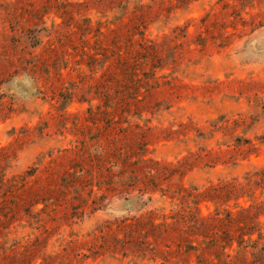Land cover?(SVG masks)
Wrapping results in <instances>:
<instances>
[{"label": "rangeland", "instance_id": "374dc122", "mask_svg": "<svg viewBox=\"0 0 264 264\" xmlns=\"http://www.w3.org/2000/svg\"><path fill=\"white\" fill-rule=\"evenodd\" d=\"M0 264H264V0H0Z\"/></svg>", "mask_w": 264, "mask_h": 264}, {"label": "trees", "instance_id": "16d2710c", "mask_svg": "<svg viewBox=\"0 0 264 264\" xmlns=\"http://www.w3.org/2000/svg\"><path fill=\"white\" fill-rule=\"evenodd\" d=\"M241 209H242V210H244L245 208H244V207H242ZM230 218H231V217H229V219H230ZM232 220H234V219H232Z\"/></svg>", "mask_w": 264, "mask_h": 264}]
</instances>
